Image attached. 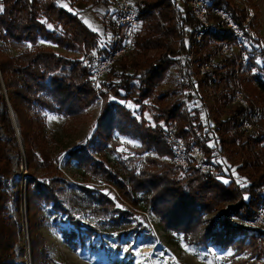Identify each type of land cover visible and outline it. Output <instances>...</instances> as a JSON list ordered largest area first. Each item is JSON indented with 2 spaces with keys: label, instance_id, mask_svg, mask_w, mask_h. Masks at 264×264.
<instances>
[{
  "label": "trees",
  "instance_id": "trees-1",
  "mask_svg": "<svg viewBox=\"0 0 264 264\" xmlns=\"http://www.w3.org/2000/svg\"><path fill=\"white\" fill-rule=\"evenodd\" d=\"M234 1L215 0V5L229 12L234 21L244 27L248 14ZM111 3L110 0L96 2L97 5L111 7L108 13L112 11ZM0 5L3 6L0 12V107L3 108V128L8 134L15 135L7 106L8 98L18 120L30 168L47 173L42 179L32 173L28 179V209L31 215L35 209L39 212L46 209L55 218L61 216L71 226L62 229L63 238L74 250L85 244V235L95 238L107 234L106 231L119 234L130 228L127 219L130 213L118 207V199L114 200L103 192L97 194V191L82 185L70 184L62 177L58 169L60 158L51 152L44 132L43 111L66 119H78L101 98L103 104L97 128L85 144L68 152L67 166L82 176L91 173L101 180V184L118 191L119 200L125 201L133 210L149 212L159 218L167 232L183 234L185 238L205 245L210 243L222 248L240 246L241 250L251 252L246 264H264V233H251L245 227H235L230 222L231 218L253 219L264 202V163L254 153V156L251 154L253 158L245 160V155L250 154L249 143L233 134L235 118L227 121H220L217 117L205 119L196 108L198 103L192 105V115H187L176 103L169 101L167 95L157 94V88L172 62L181 53L191 50L197 22L187 0H147L131 56L110 69L104 88L99 93L92 88L81 61L69 59L40 43L45 40L59 49L83 53L95 49L98 33L77 14L59 8L50 0H0ZM253 21L255 23V19ZM47 23L59 28L61 34L50 31ZM170 39L176 41L174 46L170 44ZM213 42H233V38L228 33L216 31L206 36L203 47L210 50ZM4 48L21 52L13 55ZM235 66L236 62L230 60L219 63L218 88L229 87V78ZM132 96H136L138 104L151 101L153 118L158 126L151 127L143 117L138 120L120 105L122 100ZM224 99L229 102L230 94H226ZM146 110L143 105L142 115ZM171 124L177 125L189 145L195 143L204 148L206 161L216 169L215 172L205 176L193 167L184 172L171 163H159L148 155L137 174L135 169L130 170L111 159L110 155L116 149L115 134L142 142V147L135 150L137 154L154 153L172 158L162 127ZM251 142L256 152L264 144V137ZM5 150V144L0 141V264H13L10 261L14 258L18 229L5 210L10 197L4 189L13 176ZM222 155L239 156L245 160L238 172L250 179L248 186L240 187L233 179L225 184L219 179L224 166L215 163V160ZM69 187L73 197L66 200L65 193ZM68 203L72 206L68 207ZM226 203L232 206L226 208L218 219L212 220L211 228H206L202 223L204 215ZM86 204L87 207H84ZM82 214L103 216V224L111 227L103 231L87 224ZM183 219L186 223H180ZM35 225L36 218L32 220V230ZM238 237L240 239L236 240ZM248 239L251 243L246 245ZM32 246L35 261L39 263L42 258L41 243L35 232Z\"/></svg>",
  "mask_w": 264,
  "mask_h": 264
},
{
  "label": "rangeland",
  "instance_id": "rangeland-1",
  "mask_svg": "<svg viewBox=\"0 0 264 264\" xmlns=\"http://www.w3.org/2000/svg\"><path fill=\"white\" fill-rule=\"evenodd\" d=\"M50 1H53L59 8L77 14L83 22L93 31L97 32L98 40L95 49H102V45H104L109 36L106 31V15L111 7L97 5V0ZM112 1L110 0V2ZM234 2L239 7L245 9L248 16L249 14L252 15L250 24L253 30V37L251 42L245 44L250 61L240 82L245 92L256 103L264 106V94H262L264 92V87H262L264 86V0H235ZM250 4L254 6L251 7ZM0 8L3 9V6L0 5ZM254 19L255 23L253 21ZM47 27L50 31H54L57 34H61L62 32L53 24L47 23ZM40 43L42 46L49 47L58 54H62L76 61H81L83 55L87 54L81 51L62 50L55 44L45 40H41ZM4 49L13 55H18L21 52L12 48ZM210 51L217 54L214 48L210 49ZM217 59L219 60L218 56ZM157 94L159 93L157 92ZM131 98H135L136 100V96H132ZM168 100L173 102L171 99ZM102 104V101L95 102L78 119H66L56 113L48 111L42 112L46 123L44 132L49 139L51 152L54 156L56 155L60 158L58 169L62 177L70 184L82 185L88 188V190L97 191V194L99 192L109 194L114 200L118 199L117 205L119 208L130 213L127 217L130 228L121 231L119 234L106 231L111 226L103 224V221H105L103 216L90 215L88 217L87 214H82L81 217L85 223L99 227L103 231H106L107 234H100L95 238L85 235V244H82L78 250H74L66 244L62 229H69L71 226L61 216L55 218V216L48 214L46 209L43 212L35 209L33 214H30L28 209V179L32 173L38 179H42L47 173L30 168V164L25 155L22 136L23 150L20 146L16 131L15 135H10L3 128V108L0 107V141L5 144V152L11 162L13 171V176L8 180L7 186L4 189L10 197L8 203L5 205V210L8 217L13 219L18 229L14 258L10 262L13 264H246V261L250 259L251 255L248 249L241 250L240 246L222 248L221 246L210 243L208 245L200 244L198 241L185 238L183 234L171 231L167 232L163 228L159 218L149 212L133 210L125 201L119 200L120 194L118 191L101 184V180L91 173L87 172L85 176H82L75 169L67 166L68 152L85 144L93 136L102 111ZM127 104L129 102L123 101L120 105L125 110L131 111L138 120H141L143 117L151 127L158 126L153 118L154 112L150 100L144 102L147 110L143 115V104L141 106L138 104L134 106L129 105L128 107L126 106ZM217 118L219 119V117ZM262 125V128H260L264 134V123ZM114 139L116 149L110 155L111 159L130 170L135 169L137 174L141 170L143 162L148 155L150 158L159 161V163H171L174 167L184 172L190 167H193L202 175L210 176L216 170L212 167L207 173H203L191 164L183 168L175 164L173 157H160L154 153L137 154L135 150L142 147V142L133 137L115 134ZM237 146L239 148L241 145L238 144ZM251 154L253 156L257 154L256 156H258L259 160L264 163V144L260 145L254 154L251 152L250 154L247 153L245 160L253 158ZM245 160L239 156H219L215 160V163L224 166L222 167V176H219V179L225 184H229L233 179L240 187L248 186L250 179L238 172V168L243 165V161L245 162ZM22 167L24 170H22ZM160 169L161 167L159 166ZM65 194L66 200H70L73 197L70 193V187ZM71 206V203H68V207ZM231 206V204L226 203L214 212L204 215L203 225L206 228H211L214 223L213 221L218 219L224 210ZM84 207H87V204ZM41 208L43 207L41 206ZM35 218L36 225L34 230H32L31 223ZM253 219L245 221L231 218L230 222L235 227H245L251 233H264V230H260L252 224ZM184 222L185 220L183 219L180 223ZM179 224L178 226L181 227ZM32 231L35 232V237L41 243L40 253L42 258L39 259V263L35 261L32 253ZM239 239L238 237L236 240ZM250 243L251 240L248 239L246 245Z\"/></svg>",
  "mask_w": 264,
  "mask_h": 264
},
{
  "label": "built area",
  "instance_id": "built-area-1",
  "mask_svg": "<svg viewBox=\"0 0 264 264\" xmlns=\"http://www.w3.org/2000/svg\"><path fill=\"white\" fill-rule=\"evenodd\" d=\"M112 3V11L106 15L108 39L102 49H93L81 58L90 84L97 93L104 88L110 69L117 67L122 59L131 56L141 26V13L146 11L147 0H113ZM187 4L197 22L191 50L181 53L172 62L157 92L159 95H167L187 115H192V105L198 103L196 108L205 119L219 117L221 121H227L235 118L233 134L243 142L249 143V151L255 153L250 141H258L264 137L261 130L264 123V106L256 103L245 92L240 82L249 64L245 44L251 42L253 37L250 24L252 15L249 14L245 26L241 27L226 10L215 5V0H187ZM216 31L230 34L233 42L211 45L210 49L217 51V54H214L203 45L206 36ZM169 42L173 46L176 44L172 39ZM223 60L235 61L236 66L229 78V87L218 88L217 68ZM198 86L199 89L196 90ZM190 93L194 98H191ZM226 94H230L229 102L224 99ZM123 101L129 102L127 107L138 104L135 98ZM162 127L167 147L176 165L186 168L191 164L203 173L212 168L206 161L204 148L195 143L189 145L179 133L176 124ZM252 224L264 230V202L257 209Z\"/></svg>",
  "mask_w": 264,
  "mask_h": 264
},
{
  "label": "water",
  "instance_id": "water-1",
  "mask_svg": "<svg viewBox=\"0 0 264 264\" xmlns=\"http://www.w3.org/2000/svg\"><path fill=\"white\" fill-rule=\"evenodd\" d=\"M0 79L1 78V74H0ZM5 93H6V90L4 89ZM7 106H8V109H9V112H10V116H11V119H12V122H13V126H14V129L17 133V136H18V139H19V143H20V146L23 150V144H22V140H21V130H20V127H19V124H18V120H17V117L14 113V111L12 110V107L8 101V98H7Z\"/></svg>",
  "mask_w": 264,
  "mask_h": 264
},
{
  "label": "snow or ice",
  "instance_id": "snow-or-ice-1",
  "mask_svg": "<svg viewBox=\"0 0 264 264\" xmlns=\"http://www.w3.org/2000/svg\"><path fill=\"white\" fill-rule=\"evenodd\" d=\"M0 11H3V9L2 8H0ZM31 47V46H30Z\"/></svg>",
  "mask_w": 264,
  "mask_h": 264
}]
</instances>
